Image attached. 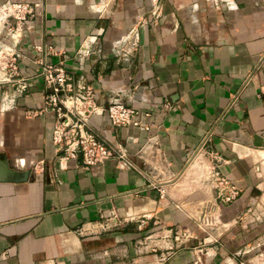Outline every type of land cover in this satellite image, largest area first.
Segmentation results:
<instances>
[{"label": "crops", "instance_id": "0c3cea01", "mask_svg": "<svg viewBox=\"0 0 264 264\" xmlns=\"http://www.w3.org/2000/svg\"><path fill=\"white\" fill-rule=\"evenodd\" d=\"M12 1L36 15L12 80L0 69V264H237L264 237V0ZM41 57L61 63L73 89L80 78L97 89L98 102L149 111L154 127L93 115L125 157L63 167ZM214 163L240 194L206 218Z\"/></svg>", "mask_w": 264, "mask_h": 264}, {"label": "built area", "instance_id": "2783aa9c", "mask_svg": "<svg viewBox=\"0 0 264 264\" xmlns=\"http://www.w3.org/2000/svg\"><path fill=\"white\" fill-rule=\"evenodd\" d=\"M210 1L217 4L224 0ZM35 7V4L29 2L12 0H6L0 5V69L11 68L13 70L8 74L5 72L3 81H11L16 73L18 40L24 35L25 30L31 29L36 15ZM35 49L42 51L40 45H35ZM127 54L123 55L125 61H129ZM37 63L39 65L38 75L48 90L44 102L55 112L51 139L55 145L57 159L63 167L70 166L71 161L76 162L78 155H81L84 166H93L109 159L125 157V153L116 154L98 136L91 123L93 115H106L112 125L132 126L144 132L154 127L149 111L126 105L117 98L100 103L97 100L98 90L85 83L82 78L76 81L73 89L71 80L61 63H51L42 57L37 59ZM17 83L20 91L28 86V83L22 79ZM162 105L165 109L170 106L168 102H163ZM145 143L150 145L155 144V141L152 137H148ZM210 179L215 189V205L206 210L204 214L206 218L211 214L217 215L221 205L233 202L240 194V189L221 171L218 163L212 165ZM146 223V218L140 219L138 229L143 228ZM173 238L183 243L182 240L188 241L191 234L186 230H181L177 231ZM148 249L149 246L144 239L139 241L137 245L139 253L149 251Z\"/></svg>", "mask_w": 264, "mask_h": 264}, {"label": "rangeland", "instance_id": "374dc122", "mask_svg": "<svg viewBox=\"0 0 264 264\" xmlns=\"http://www.w3.org/2000/svg\"><path fill=\"white\" fill-rule=\"evenodd\" d=\"M197 158L199 159L197 166L201 167L205 165V160L200 154ZM236 257L241 262L239 263V261H237V264H264V237H261V240L256 241L254 244H249V246L245 248V251L239 253ZM197 264H200V262Z\"/></svg>", "mask_w": 264, "mask_h": 264}, {"label": "bare ground", "instance_id": "6f19581e", "mask_svg": "<svg viewBox=\"0 0 264 264\" xmlns=\"http://www.w3.org/2000/svg\"><path fill=\"white\" fill-rule=\"evenodd\" d=\"M195 158H197V156H196ZM204 164H205V165H202V166L200 167L201 169H203V168L206 167V162H205Z\"/></svg>", "mask_w": 264, "mask_h": 264}]
</instances>
